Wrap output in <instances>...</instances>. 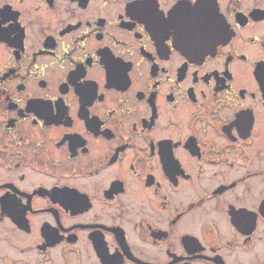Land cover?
Returning a JSON list of instances; mask_svg holds the SVG:
<instances>
[{
  "label": "flooded vegetation",
  "instance_id": "obj_1",
  "mask_svg": "<svg viewBox=\"0 0 264 264\" xmlns=\"http://www.w3.org/2000/svg\"><path fill=\"white\" fill-rule=\"evenodd\" d=\"M0 264H264V0H0Z\"/></svg>",
  "mask_w": 264,
  "mask_h": 264
}]
</instances>
